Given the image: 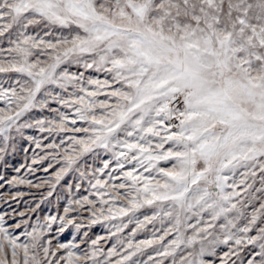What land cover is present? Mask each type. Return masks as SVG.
<instances>
[{
	"label": "snow or ice",
	"instance_id": "1",
	"mask_svg": "<svg viewBox=\"0 0 264 264\" xmlns=\"http://www.w3.org/2000/svg\"><path fill=\"white\" fill-rule=\"evenodd\" d=\"M0 180V264H264V0H0Z\"/></svg>",
	"mask_w": 264,
	"mask_h": 264
},
{
	"label": "rangeland",
	"instance_id": "2",
	"mask_svg": "<svg viewBox=\"0 0 264 264\" xmlns=\"http://www.w3.org/2000/svg\"><path fill=\"white\" fill-rule=\"evenodd\" d=\"M29 151H31V149H29ZM10 165L11 164H15V163H24V155H23V150H21L18 154L16 155H12L9 161ZM9 174H12L15 169L10 167L8 169ZM40 172H43V168L40 169ZM40 172H36L33 173L34 176H39ZM24 189V196L23 197H15L13 198V200H18L19 201V206L20 207H27V205L24 203L25 200H27L29 198V195L31 194V186H23ZM21 188L20 187H5L2 186V180H0V193H4L7 192L9 195L11 194V192L13 191H20ZM9 206L15 208L17 205L16 203H14L13 201H9ZM44 210H47V208L45 207ZM100 225H96L94 227V231L99 230L100 229ZM64 238H70V233L67 234H63Z\"/></svg>",
	"mask_w": 264,
	"mask_h": 264
}]
</instances>
